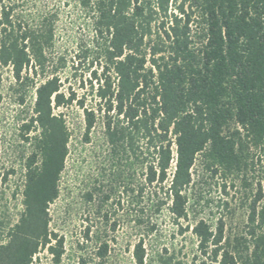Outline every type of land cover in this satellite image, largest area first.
<instances>
[{
	"label": "trees",
	"instance_id": "obj_1",
	"mask_svg": "<svg viewBox=\"0 0 264 264\" xmlns=\"http://www.w3.org/2000/svg\"><path fill=\"white\" fill-rule=\"evenodd\" d=\"M27 2L0 0V67L10 69L16 89L30 87L35 95L23 126L34 135L22 166V210L15 223L0 221V264H32L41 251L60 262L63 242L50 231L48 209L68 154L61 110L73 102L83 114L85 139L100 113L107 144L140 164L145 184L162 194L159 205H168L176 224L188 220L198 159L210 177L247 185L250 151L264 156V0H75L90 21V49L100 63L98 76L93 73L96 110L62 92V58L37 82L49 65L58 14L35 21L23 9ZM13 174L0 173V182ZM261 198L258 184L239 236L225 238L220 221L215 228L203 220L193 224L198 264H264ZM132 258L146 264L141 241ZM158 264L175 263L159 256Z\"/></svg>",
	"mask_w": 264,
	"mask_h": 264
},
{
	"label": "rangeland",
	"instance_id": "obj_2",
	"mask_svg": "<svg viewBox=\"0 0 264 264\" xmlns=\"http://www.w3.org/2000/svg\"><path fill=\"white\" fill-rule=\"evenodd\" d=\"M28 1L23 9L35 21L44 14H58L55 41L47 56L49 65L37 82L50 76L62 58L65 67L57 66L62 92H74L86 108L96 110L93 73L98 76L100 63L90 49V21L73 5L75 0ZM85 49L87 54L80 52ZM34 97L30 87L16 89L10 69L0 67V173L14 171L5 183L0 182V221L4 223H15L22 210V166L32 152L30 139L34 135L23 126L32 116ZM61 112L69 134L68 154L58 197L48 209L50 231L63 242L58 264H134L133 247L139 241L145 248L146 264H158L159 256H169L175 264H198L201 258L191 233L196 221L203 220L211 228L220 221L225 238L243 234L258 184L262 198L257 206L264 208V156L260 152L250 151L253 167L246 172L245 187L235 177H210L198 159L188 190V220L176 224L168 205H159L164 200L162 194L155 196V185L145 184L140 164L113 152L107 144L100 113L96 112L86 140L83 114L77 104L73 102ZM3 236L0 233V241ZM32 264L55 263L41 251Z\"/></svg>",
	"mask_w": 264,
	"mask_h": 264
},
{
	"label": "built area",
	"instance_id": "obj_3",
	"mask_svg": "<svg viewBox=\"0 0 264 264\" xmlns=\"http://www.w3.org/2000/svg\"><path fill=\"white\" fill-rule=\"evenodd\" d=\"M175 164H176V155H175V150H174L173 151V158H172L171 163H170V169H171V171L174 170Z\"/></svg>",
	"mask_w": 264,
	"mask_h": 264
}]
</instances>
